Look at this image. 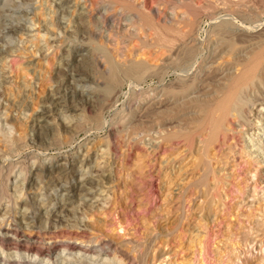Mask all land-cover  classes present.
<instances>
[{
	"label": "rangeland",
	"instance_id": "1",
	"mask_svg": "<svg viewBox=\"0 0 264 264\" xmlns=\"http://www.w3.org/2000/svg\"><path fill=\"white\" fill-rule=\"evenodd\" d=\"M179 19L200 54L175 34ZM260 55L264 0H0V239L17 231L23 246L0 248V264L48 263L24 252L31 229L59 234L28 247L90 251L50 250L52 264H127L118 251L128 264H264V59L214 145L205 115L191 146L183 123L159 118L198 116L186 102ZM137 65L141 76L127 73ZM37 125L54 133L36 141Z\"/></svg>",
	"mask_w": 264,
	"mask_h": 264
},
{
	"label": "bare ground",
	"instance_id": "2",
	"mask_svg": "<svg viewBox=\"0 0 264 264\" xmlns=\"http://www.w3.org/2000/svg\"><path fill=\"white\" fill-rule=\"evenodd\" d=\"M183 3V2H182ZM190 3V2H189ZM181 4V3H180ZM187 4H188V2H187ZM187 4H185L186 6H188ZM128 5H130V4H128ZM138 5V4H137ZM184 5V6H185ZM122 6V5H121ZM126 6V5H125ZM141 6V5H140ZM207 7H209V6H207ZM219 7V6H218ZM114 8V7H113ZM209 9V8H208ZM121 11V10H120ZM123 11V10H122ZM236 11V10H235ZM239 11V10H238ZM120 13H124V12H120ZM139 15H141V13H139L138 14V16ZM175 20V19H174ZM174 20H171L170 22H173V24L172 25H174V26H179V28L178 29H176V31H175V34L177 35V36H180V38L179 39H181V38H183L184 37V41L185 42H187V40H189V42H194V44L191 46V47H193L194 49H193V51L190 49V50H188V51H191L192 53H196L197 52V47H195L196 45L197 46H199L200 44H199V41L197 40V38H196V34H194V32H192V30H191V27L193 26V23L190 21V20H186V19H179L178 21H180V22H176V21H174ZM177 20V19H176ZM192 20V19H191ZM141 22H142V24L143 25H150L152 22H151V20H148V18H146V17H144V16H142L141 15ZM195 23V22H194ZM254 24V23H253ZM152 25V24H151ZM140 26H141V24H140ZM153 26V25H152ZM252 26V25H251ZM168 27V26H167ZM167 27H165V28H167ZM169 27H171V26H169ZM194 27V26H193ZM164 28V26L161 28V29H163ZM164 28V29H165ZM185 28H187L188 30L187 31H183V29H185ZM247 28V27H246ZM251 28V27H250ZM161 29H159V30H161ZM163 29V30H164ZM194 29V28H193ZM252 29V28H251ZM156 30V29H155ZM13 31V30H12ZM15 31V30H14ZM165 31L167 32V33H169L170 31H169V28H167V29H165ZM161 32V36L164 38V34L162 33V30L160 31ZM97 33V32H96ZM157 33H158V31H157ZM165 33V32H164ZM174 34V35H175ZM159 35V34H158ZM216 35H218V34H216ZM220 35V34H219ZM243 35V34H242ZM157 36V35H156ZM160 37V35L158 36V38ZM216 37V36H215ZM236 37V36H235ZM156 38V37H155ZM166 39V38H165ZM162 41V40H161ZM170 41V40H169ZM161 44V43H160ZM199 44V45H198ZM161 46H163V45H161ZM202 46H204V44L202 45ZM176 50V49H175ZM196 51V52H195ZM179 52V51H178ZM185 53H186V51H185ZM197 53H199V52H197ZM200 54V53H199ZM256 55V54H255ZM184 56V55H183ZM176 59V58H175ZM187 59V58H186ZM264 59V56H262V55H260V56H258L257 58H255L254 60H251V62L249 63L250 65L247 67H245V69L243 70V71H241L240 73H239V75L237 76V77H235V79H234V77L233 78H231V79H233V81H232V83H224L223 84V82H228V79L224 76L223 77V75L222 74H218L217 75V77H218V79L217 80H219L220 81V83H218V84H214V85H209V87H208V90H204L203 91V93H201V95L202 96H199V98H195V99H193V100H189L188 102H186L185 103V105H186V109H188V110H190L191 111V109H193V113H194V110H195V112L196 113H198L199 115L198 116H189V117H180V116H178V115H176V113H170V114H167V113H165V112H162L160 115H159V118H160V123H161V125L162 126H166V125H168V124H175V125H178V124H180V123H183L186 127H185V129L187 128V137L185 138V139H181V140H179L180 142H184V141H186L187 143H185V145L186 144H189L190 146L193 144V140H192V137H190L191 135H192V131L194 130H197V129H192L191 128V126L193 125H197V124H200L201 122H202V120H203V118L200 116V115H205V123H206V125L208 126V128H209V134H207V135H209V137H208V139H207V141L205 142V144L203 145V146H205V148L206 147H208V146H210V145H214L216 142H217V132H218V129H219V127H220V124H221V122L223 121V120H227V119H230L231 121H235L236 119H238V117H240V110H241V105L243 104H245V98L246 97H244V94L246 93V91H247V89H248V87L250 86V81H251V79H252V71H254V69H255V67L262 61ZM223 60V59H222ZM250 60V59H249ZM218 61H219V59H218ZM210 63H211V61H210ZM251 63H253V64H251ZM208 64H209V62H208ZM215 64V63H214ZM167 65V64H166ZM241 64H239V66H240ZM163 66H164V64H163ZM199 67V66H198ZM264 69V68H263ZM114 70V69H113ZM142 71H144V67H142V66H139V65H137V66H131V67H127V73L128 74H130V73H132V72H134V73H136L137 75H142ZM261 71V70H260ZM112 72V71H111ZM125 73H126V71H125ZM203 73V72H202ZM123 74V73H122ZM133 74V73H132ZM126 75V74H125ZM209 75V74H208ZM128 76V75H127ZM255 76V75H254ZM262 76H264V75H262ZM215 78H216V76H215ZM229 78V77H228ZM208 79V78H207ZM256 79H258V78H256ZM209 80V79H208ZM250 80V81H249ZM189 81V80H188ZM255 83L257 82V80H255L254 81ZM259 82H261V81H259ZM264 82V81H263ZM262 82V83H263ZM202 83V82H201ZM258 83V82H257ZM255 86V85H254ZM259 85L258 84H256V86L255 87H258ZM179 87V86H178ZM188 87V86H187ZM255 87H254V89H255ZM260 87V86H259ZM191 88V87H190ZM223 88H226L225 90H226V93L224 94V96H221L222 98H217L216 96L218 95V93H219V91H221ZM250 88V87H249ZM176 89H177V87H176ZM199 89H201L202 90V87L201 88H199ZM203 89H205V88H203ZM251 89V88H250ZM260 89V88H259ZM196 90H198V89H196ZM179 91V90H178ZM199 91V90H198ZM183 92V91H182ZM197 92V91H196ZM200 92V91H199ZM254 92V91H253ZM180 93V92H179ZM249 93V92H248ZM53 94H55V92L53 93ZM175 91H168L167 93H166V96L168 95L169 97L170 96H172V98H176V96H175ZM50 95V94H49ZM249 95V94H248ZM258 96V95H257ZM201 97V98H200ZM254 97V96H253ZM52 98H54V96L53 95H51L50 96V99L49 100H51L52 101ZM167 98V97H166ZM179 98V97H178ZM255 98V97H254ZM258 98V97H257ZM261 99V98H260ZM55 100V99H54ZM253 100V99H252ZM179 101V100H178ZM258 101H260V100H258ZM261 101H262V106L264 107V98H263V100L261 99ZM50 102V101H49ZM165 102V101H164ZM247 103H248V101H246ZM250 102V101H249ZM254 102H255V100H254ZM184 103V102H183ZM251 103V102H250ZM163 105H165L164 103H162ZM156 105V104H155ZM162 105V106H163ZM242 105V106H243ZM161 106V107H162ZM166 106V105H165ZM180 106V105H179ZM160 107V108H161ZM181 107V106H180ZM179 107V108H180ZM246 108V107H245ZM245 108H244V110H245ZM154 109V108H153ZM173 109V108H172ZM175 109V108H174ZM177 109V108H176ZM155 110V109H154ZM181 109H179V111H180ZM148 111V110H147ZM43 112V111H42ZM49 112V111H48ZM47 112V113H48ZM46 113V112H45ZM182 113V112H181ZM185 113V112H184ZM187 114V113H186ZM200 116V117H199ZM242 116V115H241ZM206 119H207V121H206ZM224 122V121H223ZM229 122V121H228ZM44 124L46 125V124H48V122H45L44 121ZM192 126V127H193ZM198 126V125H197ZM37 128H38V130H40V134L38 133L36 136H35V139H36V141H42L43 140V138L45 137V135L43 136V134L42 133H46V134H51V130H45V128H43L44 130H41L42 128V126H36ZM195 127V126H194ZM202 127V126H201ZM172 129V128H171ZM179 129L181 130V128L179 127ZM206 129V128H205ZM173 130V129H172ZM178 130V129H177ZM192 130V131H191ZM221 130V129H220ZM61 131V130H60ZM179 131V130H178ZM207 131V132H208ZM37 132V131H36ZM61 132H63L64 134H67L68 132H67V130H62ZM181 131H179V133H180ZM183 132V131H182ZM185 132V131H184ZM197 132V131H196ZM54 132H52V134H53ZM58 133V132H57ZM178 133V132H177ZM177 133L176 134H174V136H176L177 137ZM219 133V132H218ZM225 133V132H224ZM222 134V133H221ZM66 136V135H65ZM56 138H57V136H56ZM181 138V137H180ZM179 138V139H180ZM183 138V137H182ZM218 139H219V137H218ZM165 140V139H164ZM221 140V139H220ZM45 143V142H44ZM179 143V142H178ZM204 143V142H203ZM39 144V143H38ZM49 144V143H48ZM47 144V145H48ZM202 145V144H201ZM19 148H20V146H19ZM204 149V148H203ZM202 151V148L201 147H199V149L197 150V151H195V154H192V155H195V158L198 160L197 161V166L196 167H199V170L201 169L202 170V173L201 174H197L198 175V183H197V181L195 182V184L197 183V185H194V186H196V190H197V194L200 192V194L202 195L203 193H205V191H206V188H208V187H206V185L208 186V184H206V176H207V171H209L208 169V167H206L204 164H203V160H202V154H199V152H201ZM194 152V151H193ZM192 152V153H193ZM205 153V152H204ZM205 156V155H204ZM206 164V163H205ZM208 168V169H207ZM61 170H59L58 172H57V174H59V175H61V176H65V171H66V168H65V166H63L62 168H60ZM200 170V171H201ZM196 171V170H195ZM200 171H198L197 170V172H200ZM22 172V171H21ZM25 173V172H24ZM183 173V172H182ZM58 176V175H57ZM6 181H7V179H6ZM194 184V183H193ZM218 185V184H217ZM219 186H220V183H219ZM202 187H205V190H202L201 188ZM87 189V188H86ZM195 189V188H194ZM209 190H210V188H209ZM207 193V192H206ZM205 195V194H204ZM209 195V194H208ZM206 196H207V194H206ZM206 196H205V198H206ZM219 196V195H218ZM201 198V197H200ZM205 205V204H204ZM29 206V205H28ZM204 207V206H203ZM206 209V208H205ZM24 210V209H23ZM200 210H201V208H200ZM206 212V211H205ZM203 216V215H202ZM204 218V217H203ZM59 224V223H58ZM30 227V226H29ZM41 229V228H40ZM45 229V228H44ZM57 230V229H56ZM31 232L30 233H28L27 234V236H23L24 237V239L22 240L23 241V243H24V245H27V246H25V250H24V252H31V251H34L33 252V257L34 258H40L41 256H43L44 255V253H45V256H46V260L45 261H48V263L47 264H52L51 263V256H50V250H52V252L53 251H59L60 249L62 250V251H71V252H73L74 250H77V252L78 253H80L81 251H83L84 249L82 248H78V247H74V246H72V245H70V244H65V245H61V246H53L52 248H45V250L44 251H42L41 249H37V248H33V247H28V245L29 246H31L30 244H33V243H35L36 242V240L39 238H42L43 240H50V239H54V238H57V234H59V233H57L58 231H55V230H46L45 229V231H43V233H33V229H31L30 230ZM35 231V230H34ZM37 232V231H36ZM74 233V232H73ZM65 234H67V233H65ZM60 235V237H63L64 238V236H66V235ZM11 235L17 240V241H12L11 239H0V248L1 249H8V247L10 246V245H12L13 246V252L15 253V252H17V251H21V247H23V246H21V244L20 243H18L19 241V238L21 237V235L17 232V231H14V232H12L11 233ZM71 235V234H70ZM80 235V234H79ZM79 235H77V234H73V235H71L72 237H68V235L65 237L67 240L68 239H71V238H73V239H77L78 240V236ZM35 236V237H34ZM199 236V235H198ZM80 239V238H79ZM87 242H90V241H87ZM198 242V241H197ZM197 242H196V244H197ZM22 243V242H21ZM105 244V243H104ZM110 244V243H109ZM108 244V245H109ZM199 244V243H198ZM106 245V244H105ZM201 245V244H200ZM11 246V247H12ZM57 247V248H56ZM105 246H101V247H99V252H103V253H105V254H109L106 250H105V248H104ZM19 248H20V250H19ZM55 248V249H54ZM115 248V247H114ZM113 248V249H114ZM23 249V248H22ZM92 252V251H91ZM84 253L86 254L87 253V255L90 253V251H86V250H84ZM97 254V253H96ZM106 255V256H107ZM44 256V257H45ZM116 256H117V258H119V259H121L122 261H126L125 263H129V258H127V257H125V256H123V255H121L120 254V252L118 251V252H116ZM126 256H128V255H126ZM261 256V255H260ZM262 263V262H261ZM61 264V263H60Z\"/></svg>",
	"mask_w": 264,
	"mask_h": 264
}]
</instances>
